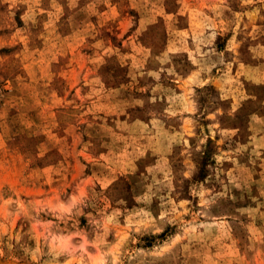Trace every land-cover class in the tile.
<instances>
[{"label": "rangeland", "instance_id": "rangeland-1", "mask_svg": "<svg viewBox=\"0 0 264 264\" xmlns=\"http://www.w3.org/2000/svg\"><path fill=\"white\" fill-rule=\"evenodd\" d=\"M0 264H264V0H0Z\"/></svg>", "mask_w": 264, "mask_h": 264}]
</instances>
